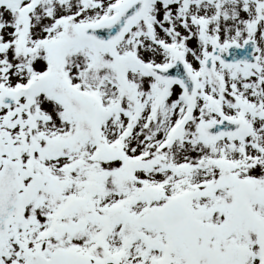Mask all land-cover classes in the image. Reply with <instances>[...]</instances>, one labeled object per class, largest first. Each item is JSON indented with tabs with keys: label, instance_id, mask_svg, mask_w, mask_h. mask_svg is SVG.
Wrapping results in <instances>:
<instances>
[{
	"label": "snow or ice",
	"instance_id": "obj_1",
	"mask_svg": "<svg viewBox=\"0 0 264 264\" xmlns=\"http://www.w3.org/2000/svg\"><path fill=\"white\" fill-rule=\"evenodd\" d=\"M0 264H264V0H0Z\"/></svg>",
	"mask_w": 264,
	"mask_h": 264
}]
</instances>
